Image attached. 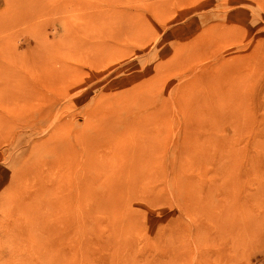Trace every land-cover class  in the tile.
Wrapping results in <instances>:
<instances>
[{
	"label": "rangeland",
	"instance_id": "1",
	"mask_svg": "<svg viewBox=\"0 0 264 264\" xmlns=\"http://www.w3.org/2000/svg\"><path fill=\"white\" fill-rule=\"evenodd\" d=\"M0 264H264V0H0Z\"/></svg>",
	"mask_w": 264,
	"mask_h": 264
},
{
	"label": "bare ground",
	"instance_id": "2",
	"mask_svg": "<svg viewBox=\"0 0 264 264\" xmlns=\"http://www.w3.org/2000/svg\"><path fill=\"white\" fill-rule=\"evenodd\" d=\"M143 88L144 87H142L141 88V91L143 92ZM145 99V98H144ZM156 112V111H155ZM154 112V113H155ZM144 113V112H143ZM141 114V113H140ZM143 115H145V114H143ZM158 115V114H157ZM147 117V116H146ZM157 117V116H156ZM143 116H142V118H139L138 117V115L136 116V117H132V118H130V119H128L129 120V122L128 121H124V120H120V121H114V120H108V121H106V123L104 124V123H102L101 124V129H102V132H103V136L105 137V139H106V144H107V146H109V147H104V148H106V151L108 150V152L111 154L110 155V157H116L119 153H121V152H119L120 150L119 149H117V148H119L117 145H118V141H117V139L116 138H118V137H120V135L121 134H123L125 131L127 132V133H131L133 130H138V128L139 129H141V128H143L144 127V124H143ZM157 119H159L158 117H157ZM144 121H145V119H144ZM160 121V120H159ZM156 123V122H155ZM100 129V128H99ZM99 131V133H101L100 132V130H98ZM97 131V132H98ZM128 131H131V132H128ZM146 133V132H145ZM148 133V132H147ZM144 134V133H143ZM99 135V134H98ZM133 135V134H132ZM150 135H151V133H150ZM148 136V135H147ZM124 137V136H123ZM100 138V137H99ZM122 138V137H121ZM98 139V138H97ZM102 139H103V137H102ZM119 140V139H118ZM139 140V139H138ZM105 141V140H104ZM121 142V141H120ZM133 143V142H132ZM137 146V145H136ZM144 147H145V145H143ZM132 147H133V145H132ZM91 148V147H90ZM98 148V147H97ZM99 149V148H98ZM100 149H101V147H100ZM95 150H96V148H95ZM104 150V149H103ZM131 153L133 152V149L130 151ZM95 153V152H94ZM131 153H130V155H131ZM88 155V157L91 159V158H93V160H94V154L93 153H90V154H87ZM129 155V154H128ZM127 157V156H126ZM130 157H132V156H130ZM96 158V157H95ZM128 158H129V156H128ZM107 157H106V161H107ZM110 160V159H109ZM126 160V159H125ZM104 162L103 164H104V166H103V168H105V165H107L108 163L107 162ZM128 161V160H127ZM130 161V160H129ZM93 162H95V161H93ZM125 162V161H124ZM126 163V162H125ZM88 164V163H87ZM90 164V163H89ZM127 164V163H126ZM92 165V164H91ZM96 164L94 163V165L93 166H95ZM130 165V164H129ZM138 166V165H137ZM92 167V166H91ZM108 168V167H107ZM105 169V170H109V168L108 169ZM116 169V168H115ZM113 171V170H112ZM123 171V170H122ZM147 171V170H146ZM110 172V171H109ZM108 172V173H109ZM121 173V171L120 170H117V171H113V172H111L110 173V176L109 177H111L112 179H113V177H115V176H117V175H119ZM125 174V173H124ZM129 174V173H128ZM128 174H127V176H128ZM122 175L120 174V178L118 179V184L117 185H115V186H118V185H120V187L121 186H124V188H127V187H125V178L124 177H121ZM125 176V175H124ZM115 179H113V181H114ZM112 182V181H111ZM127 185V184H126Z\"/></svg>",
	"mask_w": 264,
	"mask_h": 264
}]
</instances>
